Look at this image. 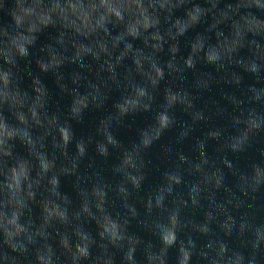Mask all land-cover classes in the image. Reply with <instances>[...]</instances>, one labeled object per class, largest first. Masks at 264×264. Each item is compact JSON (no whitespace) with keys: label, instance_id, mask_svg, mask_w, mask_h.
Listing matches in <instances>:
<instances>
[{"label":"clouds","instance_id":"clouds-1","mask_svg":"<svg viewBox=\"0 0 264 264\" xmlns=\"http://www.w3.org/2000/svg\"><path fill=\"white\" fill-rule=\"evenodd\" d=\"M220 3L221 0H13L11 9L6 7L7 0L0 4L10 18V22L0 25V247L4 249L0 259L4 264H18L19 258L30 252L35 264H56V251L48 242L52 238L49 229L59 237L58 246L68 254L72 264L93 259L92 248L97 241L85 227L89 221L95 222L97 235L104 242L98 245L102 250L101 255L95 257L98 262L114 264L113 255L109 254L111 246L122 252V264H138L136 253L143 241L127 231L128 220L122 221L119 215L112 214L109 194L115 192L132 216H137L135 207L128 201L134 192L141 190L146 179L142 151L176 123L174 109L177 107L187 112L194 124L207 119L203 111L196 110L195 97L189 89L165 87L152 124L139 131L138 143L124 149L120 162L113 168L121 177L115 187L99 176L95 181L83 178L79 169L90 141L77 139L71 122L82 121L90 105L100 107L97 103L100 86L88 81L91 91L81 93L78 88L69 89L66 83H61L64 75L60 69L66 63L86 68V57L93 61L107 57L100 68L113 81L119 75L117 68L125 59H131L134 68L127 69L125 93L113 105L117 119L151 110L155 93L166 78L165 69L168 76L180 80L191 70L196 75L194 87L208 90L213 75L198 73V65L211 66L216 72L234 66L239 71H232L225 83L246 88L243 98L225 93L224 98L233 110L231 133L225 135V130L219 128L209 130L205 139L197 141L198 162L180 153L179 163L165 170L161 183L148 193L147 214L151 216L154 209L159 211V217L149 226L159 245L151 242L145 245V264H168L172 249L176 250V264H190L197 244L190 234L180 239V233L191 227L192 232L207 236L212 232L210 224L215 217L212 211H205L203 222H195L182 219L181 213L187 207H202L205 193L214 196L212 189L225 188L231 196L227 203L237 210L251 209L256 194H264V150L260 151L261 159L253 161L247 170L234 172L239 196L225 187V173L210 166V157L205 152L208 139L222 141L226 152L241 154L253 146L257 137H264V50L255 39L264 38V3L230 0L225 4L227 11L218 10ZM181 9L183 15H176ZM214 10H218L219 20H215L217 12ZM210 15L215 23L204 32L195 31ZM219 24H225L227 35L224 30L214 31ZM50 29L57 30L56 39L41 48L45 55L36 60L39 73H29L31 82L24 88L17 75L18 64L21 60L32 62L31 49ZM190 31H195V36L188 43L181 65L176 62L181 51L180 38ZM249 34L253 39H246ZM137 40L143 47H134ZM165 44H168L170 59L162 65L157 53L164 51ZM69 47L73 50L71 56L65 54ZM146 48L150 52H146ZM245 48L249 54L241 56ZM118 49L121 50L117 52ZM49 73L55 76L60 91L71 97L63 120L59 114L49 111L50 93L41 75ZM136 76L141 78L140 82ZM245 76L252 83L245 84ZM82 79L79 72H74L71 82L78 85ZM111 119L101 121L97 130L103 137L96 143V152L101 157L109 156V146L121 147L110 131ZM190 131L191 128L186 127L179 140ZM18 145L23 152L18 150ZM73 145L75 153L70 155ZM171 151V148L166 149L168 153ZM184 164L188 166L190 180H185ZM224 165L233 170L227 158ZM64 176L76 177L74 193L78 206L72 196L62 191ZM183 188L187 189L186 198L179 191ZM169 197H176L170 202L171 206L166 203ZM210 203L215 204V201L210 200ZM225 214V221L219 224L225 236L251 238L238 248L221 240L211 264L221 261L223 264H264V217L257 219L245 212L237 221L227 210ZM207 247L216 249L217 244L210 241ZM197 254L209 259L208 253Z\"/></svg>","mask_w":264,"mask_h":264},{"label":"water","instance_id":"water-1","mask_svg":"<svg viewBox=\"0 0 264 264\" xmlns=\"http://www.w3.org/2000/svg\"><path fill=\"white\" fill-rule=\"evenodd\" d=\"M230 2V0H221L218 5V10H224L225 4ZM264 3V0H261ZM5 0H0V4H4ZM13 0H7L6 7L11 9L13 7ZM218 10L215 16V20H219ZM176 15H183V9L176 12ZM231 15V13H229ZM215 20L210 15L206 22L203 23L195 31L204 32ZM10 22V18L5 14L4 9L0 8V25ZM218 30H224L227 35V29L225 24H219L217 26ZM163 32V28L161 29ZM195 31H190L185 37L180 38V48L181 51L176 56V62L178 64L183 63L182 57H186L188 51V43L195 36ZM57 36L56 29H50L43 33L37 43V46L31 49L32 57L31 63L21 60L16 69L18 77L21 78V86L27 88L31 80L29 73H39V69L36 66V60L41 58L45 53L41 52V48L47 44L54 43ZM167 39V37H165ZM248 40L253 39L251 34L247 36ZM258 43L261 45V49L264 50V38L255 37ZM213 43L215 38L213 35ZM171 43V42H169ZM121 45V49H122ZM134 47H143L141 41L137 40L134 42ZM121 49H118L117 52ZM146 52H150V49H145ZM73 50L69 47L68 51L65 53L71 56ZM249 54L248 49H242L240 52L241 56H247ZM131 56V54H130ZM157 57L161 64H166L170 59V53L168 52V44L164 45V51L157 53ZM107 57H101L100 61H93L91 57L85 58V64L88 66L86 68H80L76 64L66 63L60 72L64 75V80L61 83H66L69 89L78 88L81 93L91 91L87 87L88 81L100 86L101 95L97 98V103L100 107H94L92 105L84 112L83 120L80 122L72 121V127L75 132L77 139L83 138L85 141H90L88 143L87 154L82 159L80 164V175L88 179L89 181H95L98 176L102 177L103 180L109 183L111 186L115 185L120 181L121 177L113 172V168L120 162L122 151L124 149H129L135 143L139 141V131L146 128L153 122L154 115L159 111V105L162 103L163 99V89L165 87H172L173 89L187 88L189 89L193 96L195 97V108L196 110H201L204 112L206 120L193 123L191 116L185 112L182 108L177 107L174 109V116L176 123L167 131H165L159 140H157L153 145L142 151V157L144 160V172L146 179L143 181L142 188L139 192H134L129 198L128 203L135 207L137 216L133 217L132 214L124 207L122 199L116 195L115 192L109 194V209L114 216L119 215L121 220H128L127 231L130 234L138 236L143 241L137 249L136 259L138 264H145L143 259V251L145 245L151 242L158 246V239L149 230V226L154 219L159 217V211L153 210L151 216L147 214V209L145 207L146 197L148 193L153 192L157 185L161 183L162 173L165 170H170L174 168L177 163H179L178 155L183 153L190 159L198 162L199 152L197 150V141L205 139L206 133L213 129H224L225 135L231 133L230 119L233 113L231 105L228 104L227 100L224 98L225 93H231L237 97L243 98L246 92V88L242 85L237 87L235 85H228L225 83L227 79H230V74L232 71H239L238 68L234 66H226V71L222 70L216 72V70L208 65H198L197 72H211L213 75V83L208 90L197 89L193 85V81L196 79V75L188 70L185 73V78L183 80L176 79L174 76L167 75L164 81L161 82L159 90L155 93V99L152 104L150 111H138L134 114L125 116L123 118L117 119V112L113 105L119 101L121 96L125 93V86L127 80L128 67H133L131 64V59H125L122 65L117 68L118 78L116 81L109 79L108 73L106 71H101L100 65L104 63ZM2 64V60H0ZM74 72H79L84 79H82L78 85H74L71 82V77ZM43 76L44 83L49 89L50 93V109L51 113L59 114L61 120L64 119L66 113V108L70 103L71 97L62 93L58 87L56 78L51 73ZM137 82H140L141 78L136 76ZM252 83L247 76H245V84ZM260 86V85H257ZM225 109V111H221ZM111 117V128L110 131L115 136V138L120 142V148H113L109 146V156L101 157L96 152V143L103 140V137L98 133V128L101 126V121H108ZM190 127L191 131L188 136L183 140H179L180 133L186 128ZM51 138L49 137V140ZM167 148H171V153L166 152ZM18 150L23 152V148L18 145ZM51 151V148L49 149ZM264 150V137H257L253 143V146L245 153L234 154L230 151L226 152L222 148V141H216L208 139L205 141V152L210 157V166L214 165L215 168L221 169L225 173V187L231 188L236 195L240 194L236 191V175L234 172L245 171L248 169L249 165L253 161H259L261 159L260 151ZM70 155L75 153L74 145L70 146ZM227 158L233 165V170L225 167L224 159ZM187 164L182 165L184 169L185 180H190L192 177L188 175ZM209 167V166H206ZM76 184L75 176H64L61 178L62 191L72 196L74 203L78 206V200L75 199L74 185ZM131 189V186H128ZM182 191L185 194L187 189L183 188ZM214 196L209 193H205L203 199L201 200L202 207L192 208L187 207L182 210L181 218L192 220L195 222H203L204 212L212 211L215 219L210 224L212 232L205 236L199 232H192L191 227L180 233V239H186V234L192 235L193 239L196 241L197 248L192 256L190 264H211L213 258L216 257V252L218 251V244L221 240H225L229 243L230 247L238 248L242 247L244 243L247 242L251 237H238L233 235L232 237H227L224 232L219 227V224L223 223L226 219L225 210L231 213L239 221V217L248 212L251 216L259 219L264 217V194L257 193L256 199L254 201V206L251 209L242 208L235 209L232 205H229L227 201L231 199L229 192L225 188L220 190L212 189ZM176 197H169L166 203L171 206V201ZM248 199V198H244ZM210 200H214L215 204H211ZM250 203H253L249 200ZM216 205H222V208H217ZM59 227V226H57ZM85 227L89 230L92 235L96 238L97 245L92 248L93 259L87 261H81V264H102L98 262L95 257L101 255L102 250L98 247L99 244L104 243L100 241L97 235V229L95 222L89 221L85 223ZM52 232V238L48 241L51 243L56 251L57 260L56 264H72V261L67 253L64 252L58 246L59 237L55 235L53 229H49ZM60 231H63L61 228ZM75 240V237H73ZM210 241H215L217 244L216 249H209L207 244ZM44 241H40L43 244ZM4 249L0 247V255H2ZM205 252L208 253L209 259H204L201 255L197 253ZM109 254L113 255L114 264H122V252L116 248L109 246ZM0 264H4V261L0 259ZM18 264H35L32 253L26 257H20ZM168 264H176V250L172 249L169 253ZM223 264V261L220 262Z\"/></svg>","mask_w":264,"mask_h":264}]
</instances>
